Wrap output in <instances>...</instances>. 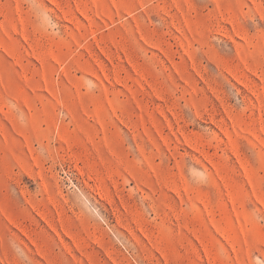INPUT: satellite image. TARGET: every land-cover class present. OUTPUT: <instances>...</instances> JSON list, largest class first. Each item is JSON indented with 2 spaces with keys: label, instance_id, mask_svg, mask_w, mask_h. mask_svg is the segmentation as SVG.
Listing matches in <instances>:
<instances>
[{
  "label": "rangeland",
  "instance_id": "obj_1",
  "mask_svg": "<svg viewBox=\"0 0 264 264\" xmlns=\"http://www.w3.org/2000/svg\"><path fill=\"white\" fill-rule=\"evenodd\" d=\"M0 264H264V0H0Z\"/></svg>",
  "mask_w": 264,
  "mask_h": 264
}]
</instances>
